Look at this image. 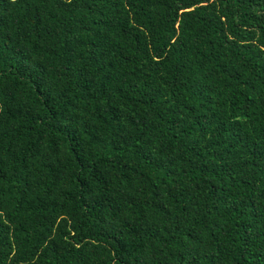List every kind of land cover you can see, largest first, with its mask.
I'll list each match as a JSON object with an SVG mask.
<instances>
[{"label":"trees","instance_id":"obj_1","mask_svg":"<svg viewBox=\"0 0 264 264\" xmlns=\"http://www.w3.org/2000/svg\"><path fill=\"white\" fill-rule=\"evenodd\" d=\"M0 264H264V0H0Z\"/></svg>","mask_w":264,"mask_h":264}]
</instances>
